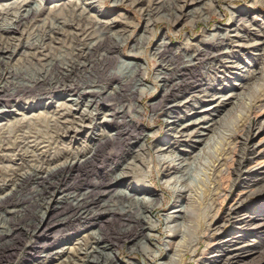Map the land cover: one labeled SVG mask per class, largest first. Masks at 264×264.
Returning <instances> with one entry per match:
<instances>
[{
    "label": "rangeland",
    "instance_id": "rangeland-1",
    "mask_svg": "<svg viewBox=\"0 0 264 264\" xmlns=\"http://www.w3.org/2000/svg\"><path fill=\"white\" fill-rule=\"evenodd\" d=\"M17 1L23 0H0L3 10L0 13V27L13 28L15 21L22 20L21 25L11 33L4 30L0 33L3 37L13 39L15 44L10 48L14 51L10 67L18 69L23 65L26 58L24 52L39 51L42 55L56 58L70 73L63 88H57L53 94L36 93L31 98H19L15 104H5L6 115L0 118V127H7L4 130L7 132H2L0 135V148L2 147L0 149V189H3L0 198H9L10 194H14L7 204L1 206L0 215H4L6 207L17 208L18 213L10 222V225L17 229L26 228L30 222L37 223L42 212L45 213L46 219L50 216L55 217V213L48 210H41L40 213L33 211L32 205L38 199L43 184L37 185L36 182L27 181L7 182L13 174H25L27 170H22V167L26 166L24 162L19 161L22 158L14 157L13 152L15 153L17 148L20 149V151L17 150L19 153L25 155V160L31 155L29 152L50 159L53 157L61 159V154H65L66 151L79 152L86 158L93 153V158L91 157L87 163L77 168L81 173L78 174L83 178L75 182L72 178L69 184L73 187L78 186L79 183H88L96 173L116 175L121 167H118V164L130 163L137 153L143 152L145 156L136 162L140 170L134 171L128 179H125L121 187L145 188L153 197H159L160 203L149 212V215H146L155 222L147 226L143 232L139 229L133 231L131 235L129 233V235L127 233L123 235L126 227L117 219L111 220L102 228L110 239L109 244L112 247L108 248L107 252L114 256V264H206L213 255H220L218 251L227 258L237 255L234 260L225 258L221 264H264V255L258 253L264 249V189H257L247 194L248 185L264 175V0H203L199 10L202 14L198 11L194 15H187L193 8L188 6L181 12L182 15L187 16L180 20H177L174 13L169 11V7L171 8L175 3L174 0H122L121 2L119 0H24L25 4L23 3L24 7L21 10L19 8L5 9L6 6ZM160 2L164 3V7L160 8L159 12L146 15L145 9L149 5L156 7ZM189 3L190 0H187V5ZM77 4L80 5V10L72 12L70 6ZM31 9L32 16L22 19L21 17L26 14L25 11H32ZM173 9L178 11L176 6H173ZM176 10L173 12L178 13ZM81 13L88 19L87 21L101 20L102 24L94 26L95 29L88 26L92 28L91 33L89 32L90 36L85 37L86 40L75 49L74 38L79 32L74 31L72 26L74 27L80 19ZM56 24L63 25L61 30H53ZM106 31L110 32V37L112 35L114 37L105 38L103 34ZM115 34H119L120 37L117 36V38ZM213 34L215 37L219 34H227L228 39L222 44L216 38L210 41ZM244 34H248L250 38L241 41L240 36ZM237 35L239 37H236ZM114 39L120 42L119 48L115 50L113 49ZM202 41H206L211 48H221L218 58L215 61L203 59L196 65L194 72L185 74L183 82L187 81L188 85L181 81L180 87L174 92L175 98L163 99L161 106L157 105L161 90L168 87L166 84L162 86L155 79L162 66H165L164 61H167L177 50L186 48L188 44L197 45ZM161 42H167L168 47L158 56L157 50ZM43 43L45 48L39 49V45ZM86 47L92 48L90 52L87 50L83 52ZM79 51L83 54H80V59H77L79 57L76 53ZM112 52H117L116 55L112 54L114 57L120 56L127 62L143 64L144 69L135 80H143L142 83L151 88L149 91L133 93L135 83L129 77H125V113H128L125 115V140H127L124 142V148L120 146L119 141L107 139L108 133H114L115 126L113 129L112 127L102 128L105 124L104 120L108 119L104 116V109L96 112L92 107H87V96L81 98L80 104L74 107L69 99L76 97H68V95H74L75 92L66 94L63 92V89L66 91L74 87H79L80 92H83V85L87 80L97 77L107 78L104 70L111 72L116 70L118 65L116 59L110 66L103 62L104 57ZM190 54L192 50L188 51L187 55ZM41 59L44 63L40 64L49 62L48 59ZM167 81H173V79ZM115 85L113 83L109 92ZM217 97L220 98L216 99ZM35 101H40L42 104L51 103L48 108L30 111L31 102ZM62 103L72 110L70 112L68 108L65 109L69 111L68 113L67 111L60 113L65 112L66 117L77 121L83 117V123H76V127L73 126L67 136H62L60 132L51 129L53 122L48 119L53 111L61 109ZM102 104L103 106L113 105V107L116 105L115 102L107 100L100 105ZM153 106L156 108L154 109ZM46 114L49 115L46 116ZM44 115L48 119L46 122L50 125L49 128H46V124H42ZM203 117L205 120L201 126L211 130L200 137L198 135L201 134V130L193 123ZM118 121L115 122L117 126ZM170 121H173L174 125L167 123ZM15 123L19 130L10 132L8 126ZM28 123L35 126L27 130L23 126ZM87 123L95 124V128L92 129ZM250 124L256 126L247 130ZM183 127H186L183 131L185 133L178 134L177 130ZM127 128H130L129 131ZM258 128L261 130H257ZM210 138L214 139L213 143L215 141L218 143L217 148H227L224 150L227 155L223 157L222 172L214 179L219 189L218 192L213 191L215 195L212 192V181H206L207 184L200 181L204 173L193 166L199 157L202 162L204 161L203 163L210 162V158L202 154L205 151L213 153L212 147L208 144ZM72 139L75 143L70 145L68 141ZM200 139L205 140L197 142ZM7 144L10 148L6 146ZM165 145H170L172 149L163 153V156L167 158L176 154L190 167H185L181 172H174L160 162L157 150ZM113 164L118 168L115 167L112 171L109 167ZM75 171L74 174H76ZM187 173L197 174L199 177L198 183L193 184L195 186L193 195L195 199L197 198V202L193 204L194 212L192 210V215L186 219L192 223L184 242L180 244V239L172 234V230L168 229L164 220L168 216H178L175 212L188 207V202L184 198L178 197L170 190L174 180ZM237 197H243L244 201L236 213L230 215L228 209ZM68 216L66 213L57 214V218L54 219L56 222L51 225L47 234L44 233L40 237L38 243H28L18 235L19 233H15L14 237L8 240L0 237V264H40L39 262H43L44 259L41 254L46 245H52V251L79 247L81 244L77 243L84 242L88 233L98 229L90 227L91 221L96 219L99 223L98 218L102 221L109 218L108 214L103 213L99 217L94 214L84 215L85 219L82 220ZM213 218L223 225L220 230L215 231L214 227L208 230V227L203 224ZM145 235H150V238L146 243L147 250L144 251L139 249L137 242L144 240ZM128 236L131 237L127 239ZM193 242L195 247L191 246ZM226 242L229 244L228 247L225 246ZM9 245L15 248L11 256L6 255ZM241 245L255 250L236 251L235 247ZM195 248V253H192V249ZM67 256L51 255L45 263L59 264L65 261Z\"/></svg>",
    "mask_w": 264,
    "mask_h": 264
},
{
    "label": "bare ground",
    "instance_id": "bare-ground-1",
    "mask_svg": "<svg viewBox=\"0 0 264 264\" xmlns=\"http://www.w3.org/2000/svg\"><path fill=\"white\" fill-rule=\"evenodd\" d=\"M119 1L121 2L122 0H119ZM24 2H25L24 0L14 2L11 5H8V7L6 6L5 9L9 10L12 8H19V10H21L24 7V5H23ZM174 2H175V3H173L174 5H172L171 8L169 7V9H170L169 11L170 12L172 11V13H174V15H175L174 17H176L177 20L178 19L180 20V18H182V17H186L187 15H194L196 12H198L201 9V4L203 3V0H190V3L188 5H187V0H174ZM26 3H27V1H26ZM138 3H139V1H138ZM152 3H153V1H152ZM178 3H181V5H177ZM73 4H74V2H73ZM157 4H156L157 5L156 7L154 5H149L145 9L146 15H151L152 13L159 12L160 8L164 7L163 2H160ZM3 6H5V5H3ZM173 6L174 7L176 6L178 8V11L176 9H173ZM188 6H193V8L191 10H189L191 12L187 15L186 14L182 15L181 12H183V9L187 8ZM79 8H80L79 4H77L75 6H73V5L70 6V9L72 10V12L79 11L80 10ZM165 10H167V9H165ZM175 10L178 13L173 12ZM2 11H3L2 6H0V13ZM25 13L26 14H24L21 17L22 19H27V18L31 17L33 14V10L32 11H25ZM199 14H202V11H199ZM179 15H181V16H179ZM15 17H16V15H15ZM71 17H72V15H71ZM74 19H75V17H74ZM76 20H78V19H76ZM87 20L88 19L85 18V16L81 13L80 19L77 21V23L74 24V27L72 26V29L74 31L79 32V34L74 33V34H76V38H74L75 39V49H77V47L82 42H84L86 40L85 37L90 36V33H91L90 30L92 28L91 27L89 28L88 26H92L94 28V26L96 27V26H100L102 24L101 20H94V22H89ZM21 22H22V20L21 21H18V20L15 21L13 28L5 27L3 29L2 27H0V33L3 30L5 32L11 33L12 31L16 30L19 27V25H21ZM238 24H239V22H238ZM62 26H63L62 24H56V27L55 28L53 27L54 28L53 30H61ZM87 33H89V34H87ZM109 34H110V32L106 31L103 34V36H105V38L108 37V39H109V37H110ZM120 35H122V34H120ZM112 36L114 37V35H112ZM117 36H119V34L116 35V37ZM211 37L212 38L209 37L210 41L213 38H216L220 44L224 43L228 39L227 34H219V35H216V37L213 34ZM236 37H239V36L237 35ZM249 38H250V36L248 34H244V35L240 36L241 41H245ZM123 40H121V41H123ZM13 43H14L13 39L8 38V37H3L2 35H0V118L6 115V112L4 110V108H6L5 104H7V103L15 104L16 102H18L19 98H31L36 93H41V94L44 93L45 94V93L49 92L47 94H53L54 90H57V88H59V87L63 88V85L65 84L66 80L68 79L69 73H70V71H68L67 68H64V66H62L61 63L56 58H53L52 55H51L52 57L47 56V55H42V52H39V51L32 52V53L24 52L25 53L24 57H26V58H24L25 62L23 63V65L18 69L11 68L9 64H10V61L14 57V51H11L10 48H11V46L15 45ZM114 44H115V47L113 46L114 50L119 48L120 42L118 41V39L115 40ZM43 47L45 48L44 43L39 45L38 48L43 49ZM167 47H168L167 42H161L159 45V49L157 50L158 51L157 55L160 56L162 53V50L166 49ZM27 48H28V46H27ZM38 48H36V49H38ZM91 49H92L91 47H86V49H84L83 52L85 53L86 50L88 52H90ZM190 50H192V54L187 55L188 51H190ZM83 52L79 51L76 53L77 57H79L77 59H80V54L82 55ZM220 52H221V48H219V47H216V48L212 47L211 48V46H209L206 43V41H202L197 45L188 44V46H186V48L177 50L175 52V54L172 55L167 61H164L165 66H162V68L160 69V71L158 73V76L155 78L156 82L160 83L162 86H166V85L168 86L167 88H164L161 90V95L159 97L160 100H159V102H157V105L161 106L160 104L163 101V99L170 98V97L175 98L174 92H176L177 91L176 89H178L180 87V84L184 80L185 74H187V73L191 74V72H194L196 65L200 64L203 59L215 61L216 58H218V54ZM73 54H75V53H73ZM73 54H72V56H73ZM112 54L116 55L117 52L108 53L104 57L103 62H105V64L107 66H110L112 63H115V59H116V62H118V65L116 63V65H117L116 70H113L111 72L107 71L108 72L107 73L106 72L107 69L104 70V73H106L107 78L97 77V78H93V80L92 79L87 80L86 84L83 85L84 86L83 92L82 91L80 92L79 87H74L71 90H66V91H64V89H63V92H65V94L75 92L74 95L73 94L68 95V97L69 96L76 97L74 99L73 98L69 99V102H71L73 104L72 106H74V107H76L77 104H80L81 98L87 96L88 97L87 107L88 106L90 108L92 107L93 110L96 112L104 109L103 110V111H105L104 116L108 119L104 120L105 124H103L102 128L108 129V128L112 127V129H113V127L115 126L114 133H112V132H111L112 134L108 133L107 139L109 141H117V142L119 141L120 146L122 148H124V142L127 140V139L125 140V131H126L125 130L126 129L125 128V115L128 113V112L125 113V90H124L125 77H129V79H131V81H134L135 89H134L133 93H136L137 91L138 92L149 91V90H151V88L145 86L142 83L143 80L142 81L141 80H135L136 77L139 75V73L144 69L143 64H139L137 62H127V61H125L124 57L122 58L119 56L117 58V57L112 56ZM41 58L48 59L49 62H47L45 64H40L41 62H43V59H41ZM170 79H173V81H167ZM113 83H115L116 85H115V87L112 88L111 92H109V89L112 87ZM183 83L185 85H188L187 81L186 82L184 81ZM71 84H72V82H71ZM263 87L261 86V88H263ZM49 96L51 97V95H49ZM219 98L220 97H217L216 99H219ZM105 100L113 101V102H115L116 105L114 107H113V105H110V106H103V104L100 105ZM39 102L40 101H35L34 103L31 102L32 106L30 105L29 110L32 111V110L41 109V108L45 109V108H48V106H50V103H51V102L50 103L48 102L46 104L45 103L42 104V102H40V103ZM15 106H17V105H15ZM55 107H57V106H55ZM60 107H61V109H59V111H56V110L53 111L50 114V116L48 117V119H50V121L53 122V124H51V129H53L55 132H60V134H62V136L63 135L67 136L69 134V132L71 131V129L73 128V126L76 127V123H83L82 122L83 117L79 118L78 121L76 119L75 120L69 119L68 117H66L64 115L65 112L60 113L63 111H67L65 109H68L69 107H66L64 104L61 105ZM153 108L155 109L156 106H153ZM70 110H72V109L69 108V111ZM133 110H135V108ZM69 111H67V113ZM154 111H157V110H154ZM48 115L49 114H46V116H48ZM46 116L44 119L42 118L43 119L42 124H46V128H49L50 125H48V123L46 122V121H48ZM36 117H38V116H36ZM116 120H119L118 126L115 123ZM204 120H205V118L203 117V119L198 120L197 122L193 123L194 125H196V127L198 129L201 130V134L198 135L200 137H203L205 134H207V132L209 130V128H207L205 126L204 127L201 126L202 122H204ZM167 123L174 125L173 121H170ZM81 125H83V124H81ZM88 125H90V127L92 129L95 128V124L90 123ZM250 125H248L247 130L251 129V127L256 126L255 124H253V125L250 124ZM21 126H22V124H21ZM33 126H35V125L32 123H28L27 125H25L23 127L28 130ZM241 126H242V124H241ZM18 128L19 127L16 126V123H15V125H11L10 127L8 126V130L10 132L11 131H13V132L17 131V130H19ZM5 129H7V127L6 128L0 127V135L2 134V132H4V133L7 132V130H6V132L4 131ZM41 129H43V128H41ZM112 129H111V131H112ZM129 129L130 128H127L128 131H129ZM185 129H186V127H183L180 130H177L178 134L185 133V132H183ZM257 130H261V128L260 129L258 128ZM29 133H30V131H29ZM47 133H48V131H47ZM189 136H191V135L189 134ZM47 138H49V137H47ZM57 138H58V136H57ZM119 138H121V140ZM50 139H52V138H50ZM31 140H33V139H31ZM204 140L205 139H200L197 142H204ZM213 140L214 139L210 138L208 144L212 147L214 154L208 153V151H205L202 153L204 155L206 154L210 158V162L209 163L205 162L206 163L205 164V163H203L204 161L202 162L200 160V157H199V159H196L197 163H195V165H193V166L197 167V169L201 170L204 173L203 178L200 179V181H203V183H205L206 181H212V184H211L212 188H213L212 192L213 191L218 192L219 191V189L217 188L218 185L214 183V179L216 177H218V175L221 174V172H222V168H223V164H224L223 157L225 155L224 150H226L227 148L226 149H224V148L222 149V147L217 148L218 143L215 141L216 143L214 142L215 143L214 144ZM105 141H104V144H105ZM4 142H3V144H4ZM56 142H58V141H56ZM61 142H63V141H61ZM68 142L71 145V144H73V142L75 143V140L72 139V140H69ZM23 144H25V143H23ZM117 145H119V144H117ZM221 145L223 146V142ZM6 146L8 147V144ZM103 146H105V145H103ZM207 146H206V148L208 150L209 148ZM263 147H264V145H263ZM8 148H10V147H8ZM0 149H2V147ZM18 149L19 148H17L15 150V153L17 152L16 154L13 152L14 157L17 156V157H20V159L22 158L19 161L24 162V164L26 165V166L22 167L23 168L22 170H24V169H27V170L25 171V174H21V175L13 174L12 177L9 178L7 182H14L15 183V182L27 181V182H36L37 185L43 184L42 190L41 189H40L41 191L39 190L40 195L38 196V199L35 200L33 205H32V208L34 209L33 211H38L40 213L41 210H44V211L48 210V211L54 212L55 213L54 216L56 218H57V214L60 215V213L61 214L66 213L67 215L73 217V219L77 218V219H81V220L85 219L84 215H88V214H94L95 216L99 217L103 213V214H108V217H109L106 221L105 220L102 221L100 218H98L100 220L99 223H97L98 220H96V219L91 221L89 223L90 227L91 228L97 227L98 229H97V231H93V232L88 233V235L85 236L86 240L84 242L77 243L78 245L81 244V245H79V247H76V248L73 247L72 249L61 248L57 251L56 250L52 251V249H51V248H53L52 245L47 246L45 244L46 247L44 248V250L42 251V254H41V257H43L44 259H43V262L42 261L39 262L40 264H46L45 263L46 260L51 255L57 256L60 254L68 255V256L66 257L65 261H63L59 264H89V263H92V264H114V262H115L114 256L112 254H110V252L109 253L107 252V249L112 247L111 244H109L110 239L107 237V234L102 231V228L107 223H110L111 220L114 221L117 219V221H120V223H123V225H125V227H126V229L123 231V235H125V233H127V235H129V234L131 235V233L135 230L140 229L143 232V230L147 229L146 228L147 226H150L151 224H153L155 222V221L151 220V218L146 216V215H149V212L154 207L159 205V203H160L159 197H157V196L153 197L152 195H150L151 194L150 191H147L145 188H138L137 189V188L133 187L132 189H129L128 187H121V185H123V182L125 181V179H128L130 177V175L134 173V171L140 170V168L138 166L139 164H137L136 162H138L139 158H143L145 156L143 152H141L140 154L137 153V155L134 157L133 161L130 163L121 164V165L118 164V167L119 166H121V167H119L120 171L116 175H113V174L112 175H102L101 174L102 172L96 173L94 175V177L90 181H88V183H86V184H80L79 183L78 186L73 187V186H70V184H69L71 182L72 178L74 179V182H75V180L83 178L82 175L78 174L80 172L78 171L77 168L81 167L82 165L87 163L88 159H90L93 156V153L91 155L89 154L88 158H86L85 155L83 156L79 152H77V153L74 151L67 152L65 150L66 151L65 154L62 153L60 156L61 159L56 158V157H53V159H50V158H46V157L40 156V155L37 156L34 153L29 152V153H31V155L28 157L26 156L27 159L25 160L24 159L25 155L19 153L20 149H19V151H17ZM169 149H172L171 146L165 145V146L161 147L159 150H157L159 157H160V160H161L160 162H163V164H166L167 167H170V169L174 172H179V171L181 172V170H183L185 167L186 168L190 167L187 165V163L185 162L184 159H180V157L177 156L176 154H175V156H169L167 158L165 156H163V153H165ZM142 150H143V147H142ZM61 151H62V149H61ZM12 157H13V155H12ZM61 161H62V163H61ZM93 161H94V159H93ZM241 161H243V160H241ZM239 164H240V162H239ZM115 167H117V166L113 164L112 167L110 166L109 168L113 171ZM74 171L76 174L73 173ZM198 179H199V177L197 174L187 173L185 175H180L177 179L174 180V182L170 188V190L173 193H176L178 197L184 198L186 200V202H188L187 208H183V209H180L179 211L175 212L176 214H178V216H173V217L168 216L164 220V224L166 226H168V229L170 228L172 230V232H173L172 234H174V236L176 238L180 239V242H179L180 244H182L184 242V239L187 235L188 228L192 223L191 221H187L186 219L192 215V210L194 212L193 204H196L197 198L195 199L194 198L195 195H193L195 192V190H194L195 186L193 184H195L196 182L198 183ZM4 182H6V180ZM206 184H207V182H206ZM1 185L3 186V184H1ZM209 186H210V184H209ZM168 187H170V185H168ZM247 189H248L247 194L253 193L257 189L258 190L264 189V175L262 177L256 179V180H254L252 182V184H249ZM2 190L0 189V193L2 192ZM209 193H210V190H209ZM12 194H14V193H12ZM12 194L9 195V198L12 196ZM213 194L215 195L214 192H213ZM105 197H108V198L106 199ZM9 198L8 197H1L0 198V208H1V206L7 204V202L9 201ZM243 201H244L243 197H237L236 199H234L232 205L228 209V213L230 215L235 214L236 211L238 210V208L241 207ZM16 209L17 208H15V207H13L11 209L6 207L4 209V215H0V237H5V240H8V239L14 237L15 233H19L18 235L20 237H22V239L27 240L28 243H30V242L31 243L32 242L38 243V241L40 240V237L44 233L47 234L51 225L54 222H56V220L54 221L55 217L52 218V216H50L48 219H46L47 217L44 218L45 213L42 212L37 223L33 224V222H30L28 224V226H26V228L17 229V228H14L13 226L10 225L11 224L10 222H11L13 216L18 213V210H16ZM33 214L35 215V213H33ZM36 219H38V218H36ZM102 219H106V218H102ZM66 222H68V221H66ZM203 224L206 227H208V230L211 227H214L215 231L220 230L221 226H223V225L219 224L218 221L215 220V218H213L208 223H206V224L203 223ZM247 227H249L248 224H247ZM205 230H207V229H205ZM129 237H131V236H128L127 239ZM144 237H145L144 240L138 241L137 245H138L140 250L145 251V249L147 248L146 243H147V240L150 238V235H145ZM228 242L230 243V241H228ZM77 244H74V245H77ZM188 244H190V243L188 242ZM192 245L194 246V242L191 244V246ZM176 246L179 247L178 245H176ZM225 246L228 247L229 244H227V242H226ZM3 248L5 249V247H3ZM195 250H196V248L194 250L192 249V253ZM235 250L236 251L248 250V252H251V251H254L255 249H252L250 247H245V245H243V246L241 245V246L235 247ZM14 252H15L14 246L9 245L6 255L11 256V255H13ZM218 252H220V255H213L211 257V259L208 261L209 263H206V264H221L225 260V258H226V260H234L237 258L236 257L237 255H232L233 257L227 258V257H224V254H222L221 251H218ZM258 253L264 255V249L262 251H259ZM178 258H180V257H178Z\"/></svg>",
    "mask_w": 264,
    "mask_h": 264
}]
</instances>
